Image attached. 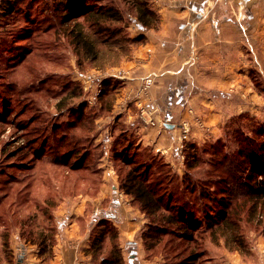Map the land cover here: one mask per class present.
I'll return each instance as SVG.
<instances>
[{"label": "rangeland", "instance_id": "1", "mask_svg": "<svg viewBox=\"0 0 264 264\" xmlns=\"http://www.w3.org/2000/svg\"><path fill=\"white\" fill-rule=\"evenodd\" d=\"M62 1L20 0L15 3L11 14H0V264H10L3 253V250L6 251L4 230L9 232L7 245L12 242L11 246L16 247L13 235L20 237L21 231L28 241L39 244L41 237L54 235L55 228L60 232L59 241L77 238L73 241L75 246L87 237V246L82 250L85 258L75 257L76 264H264V199L259 200L263 204H259L260 207L251 216L249 207L254 201H246L247 195L240 188L242 183L237 182L235 192L239 194H234L233 186L229 185L232 182L222 174L224 161L229 159L233 164L245 162L243 174H236V177H247L249 167H244L253 164L251 158L243 157L246 151H250L256 160L264 159V152L260 150L264 145V130H261L264 128V118L260 117L264 115L223 112L217 122L219 124L212 125L201 115L190 111L191 118L182 120L176 126V145L172 148L171 159L166 161L165 155L154 153L157 160L152 161L155 163L151 172L153 178L163 186L172 184L174 190L183 192L184 196L177 199L183 201L188 215L193 213V217L202 220L206 215L213 218L222 210L215 204L231 196L225 213V217L234 223L229 226L230 229L224 226L215 230L220 225L218 223V226L204 230L203 223L200 225L198 222L199 227L204 226V229L195 232L191 239L176 237L172 232L174 226H169L162 234L155 233V228L164 225L158 219L169 212L162 208L157 216H148L131 197L121 191L119 180L129 166L125 167L118 160L115 165L113 160H103L100 170L94 171V160L100 159L99 151L95 150L91 156L93 161L90 159L86 167L73 172L53 167L50 162L45 163L41 159L38 161V137L58 132L52 131L55 115L59 113L56 103L74 89H78L77 97L65 99L63 109L85 102L89 110L96 113L93 117H96L101 102L105 108L112 110L119 99L122 104L120 102L117 110L110 113L107 118L109 123L116 120L122 122L119 125L125 131L122 113L133 109L144 127L157 126L154 117L147 115L153 108L149 93L155 81L145 77L137 88H128L122 82L111 87L115 80L111 76L117 77L118 69L130 68L134 52L146 41V33L159 30L161 0H142L154 14V22L143 29L136 18L138 4H130L127 0H88V5H113L122 13V23L105 25L113 29L120 27L122 31L119 37L133 40L143 35V40L135 42L111 38L104 45L103 57L95 62L79 61L80 56L76 55L78 51L69 45L67 38L54 34L60 22L59 18L53 16L54 8L58 9L57 16L67 13ZM184 1L164 0L178 7L183 6ZM78 21H83V18ZM39 22L42 23L38 26ZM102 37L105 38L104 35ZM115 52L120 54L118 58H115ZM109 78L112 80L108 85L109 93L102 96V83ZM258 85V80L252 81L251 89L255 97L250 99V104L255 110L264 106L258 107L264 102V91L259 90ZM217 93L214 90L205 91L209 98ZM141 114L155 125L152 126L151 122L144 124L140 119ZM99 121L97 119L95 124L84 121L76 125L72 133L77 138L83 139L87 135L90 138L91 129H100ZM103 129L98 138L109 147L113 136L107 128ZM49 141L52 142L51 137ZM66 148L62 147L60 152ZM213 163L220 166L217 164L214 167ZM220 178L222 181H219ZM113 186L116 188L113 189ZM192 187L197 188L195 193L191 192ZM224 187L231 191L228 193L231 195L219 193ZM51 197L56 198L58 205L54 211L57 221L46 218L47 215L32 204L36 198L48 201ZM171 207L177 211L180 208L178 204ZM73 211L76 212L74 216L71 215ZM68 212L70 216H67ZM1 224L7 225L8 229ZM46 224L55 227L53 233L48 231L50 227ZM104 228L103 239L96 243ZM37 233L38 240L35 238ZM232 233L237 236L236 241H232ZM147 235L151 237L145 239ZM25 237L21 236L20 239L30 244ZM35 246L39 248V245ZM17 253H21L19 248ZM38 257V264H50L51 250L48 255ZM12 258L14 264L16 260L14 256Z\"/></svg>", "mask_w": 264, "mask_h": 264}, {"label": "crops", "instance_id": "2", "mask_svg": "<svg viewBox=\"0 0 264 264\" xmlns=\"http://www.w3.org/2000/svg\"><path fill=\"white\" fill-rule=\"evenodd\" d=\"M160 5L162 19L159 30L146 33L145 43L134 52L130 61L131 67L118 69L117 77L111 76L115 78L111 87L122 82L128 88H137L145 77L155 81L149 100L153 106L150 112L157 126L144 127L137 119L136 110L132 109L122 113L124 130L133 135L136 145L147 148L153 154L162 153L169 161L172 148L176 145V126L182 120L191 118L190 111L201 115L212 125L219 124L217 122L223 112L264 115V106L261 107L264 102L258 105L261 107L259 110L250 104V99L255 97L251 89L252 81L258 80L259 90L264 91V0H260L255 9L244 12L225 0H185L180 7L161 0ZM209 90L218 93L209 98L205 94ZM120 102L116 100L112 110L105 108L101 102L98 115L90 123L95 124L97 119L101 123L100 129H91L92 136L89 138L95 150L99 151L100 159L96 161L95 171L100 170L103 160L112 162L113 138L111 146L107 147L98 136L104 127L113 136L114 126L122 123L107 121ZM80 104L75 103L72 109ZM165 123L173 125V129L165 128ZM192 128L195 130V127ZM57 208L58 205L51 213V218L56 221ZM75 213L73 211L71 215ZM67 216H70L69 212ZM59 233L55 228L51 245L45 251L13 235L16 247L9 242L7 252L3 250L4 257L10 264H13V256L16 260L14 264H38V255L43 257L51 250L50 264H76L75 257L84 259L82 250L87 246V237L75 246L73 241L77 238L59 241ZM17 248L21 251L20 255Z\"/></svg>", "mask_w": 264, "mask_h": 264}, {"label": "trees", "instance_id": "3", "mask_svg": "<svg viewBox=\"0 0 264 264\" xmlns=\"http://www.w3.org/2000/svg\"><path fill=\"white\" fill-rule=\"evenodd\" d=\"M18 1L20 0H2L0 3L2 8V10H0V14H11L14 11L15 3ZM87 1L88 0H63L62 4H64L63 6L67 10V13L57 16V7L55 6L53 11V16L59 18L60 21L59 26L53 31L54 34L57 33L58 35L67 38L69 45L73 46V48L78 51L76 55L80 56L79 61L84 59L83 61L88 60L95 62L96 60L101 59L103 57L101 54L104 45L108 44V40L113 37H117L116 41L135 42L143 40V35H139L133 40L129 39L128 37H119L120 32L122 31L120 27H116L115 29L105 27V25H113L123 22L122 13L116 7L113 5L108 6L101 4L95 6V4L92 3L88 5ZM127 2L130 4H138L136 5L138 8L136 18L139 21V26L141 29L151 26L152 22H154V14L151 10L146 8L142 0H127ZM81 17L83 18V21H78L81 19ZM41 23L42 22H39L38 26L41 25ZM50 25L53 26L54 24ZM103 35L105 38L102 37ZM109 51H111V49ZM119 55V53L115 52V58H118ZM111 81L112 80L110 78L103 81L100 91L102 96L108 95V85ZM62 90L63 89H60L59 91ZM78 93V89H74L72 93H68L67 96L60 99L56 103V108L59 113L55 115L56 120L54 121L52 131L58 132H52L53 134L43 136V138H40L41 136L38 137V161L41 159L45 163L50 162L53 167L65 168L71 170L72 172L73 170L84 168V166L86 167V164L90 162L91 156H93L95 153V148L92 147L93 144L91 143L88 135L84 136L83 139L77 138L74 136L75 134L72 133V129L84 121H87L90 124L93 116L96 113H94L91 109L89 110L84 102H81L80 105L73 109L72 105H70V107L67 109H63L65 108V99H68V97H77ZM39 115L42 116L41 113H39ZM63 117H66V119ZM119 124L120 123H117L114 126L111 154L114 165L118 160L119 163L125 167L129 166V169H124L126 170L125 174L123 175V178L119 180L121 191L126 196L131 197L139 205L141 211H144L148 216H157L159 210L162 208H165L169 212L167 216H161L162 220L161 218L158 219L162 221L164 225L160 226L159 228H155V233L162 234L169 229V226H174L175 229H173L172 232L176 234V237L191 239L193 237L192 235L199 230L202 231L204 226V230H206L220 223V225H217L218 227L215 229L219 230L224 226L229 227L230 225L234 224L225 217V213L229 208V198L231 196L228 198L224 197L220 203L215 204V207H218L219 209L220 207L222 208V210L220 209L219 213L216 214L217 217L215 216L212 218L210 216L207 217L206 215V217L202 220L197 219V217H193V213H191L192 215H188L189 212L184 210L185 207L183 206V201L177 199V197L181 198L184 196L183 192L174 190L173 187H171L172 184L163 186L161 183H157V180L153 178L151 172L154 171L155 163L152 161L157 160V157L147 148H142L136 145V139L133 137V135L126 131H122ZM261 130H264V128H261ZM50 137L52 139L51 143L49 141ZM247 143L250 144V142ZM60 147L67 148L61 153ZM260 150L264 152V145H262ZM45 156H47V158H43ZM243 157H248V159L251 158V163L253 165L257 164L253 167V165H251L250 161L248 160L250 165H246L244 167L246 169L249 167V173L247 174V177L244 176L243 178L242 175L241 177H236V174H243L245 170L243 169V165L245 162L243 161V164L242 162L233 164L232 160L229 159L224 161L225 169L222 174L226 175V177L232 182V184L229 185L233 186L232 191L234 194L237 193L235 192L236 185H238L237 182L242 183L240 188L241 190L243 189L244 193L247 195L246 201H254L251 202V206L249 207V212H252L251 216H253V214H255V212L258 210L257 208L260 207L259 204L264 203H260L259 201L260 199H264V159H254V155L251 156L250 151H246V154L243 155ZM91 161H93V159H91ZM94 161L96 163V158ZM160 162L163 163L161 160ZM218 162L221 163V161ZM219 163H213V166L216 167V165H219ZM92 170L95 171V169ZM87 173L91 174V172ZM14 178L16 179V177ZM219 181H222L221 178ZM196 189V187H192L191 192L195 193ZM229 192L231 191L224 187L220 189L219 193H222L223 196L225 194L229 196L231 195V193L228 194ZM1 199L2 197H0V202ZM32 204L38 206L39 211H41L43 214H46V218L48 219L51 218L52 210H54L57 206L56 198L53 199V197H51L48 201H43L39 198H36L32 200ZM177 204L180 206L178 211L171 207V205ZM235 208L236 207H234V211ZM198 222H200V225L203 223L204 226L199 227ZM1 226H3L5 229H8V226L5 224H1ZM45 226L50 227V229H48L49 232H54V228L50 226V224H46ZM105 230V228L102 230V233L98 237L96 243L101 242ZM160 234H156V236ZM3 235L5 237L4 244L7 246L6 240L9 236V232L4 230ZM233 235H235V233L230 235L231 239L232 241H236L237 236ZM21 236L25 237L22 231L20 238ZM52 236L53 234H50L48 238L47 236L44 238L41 237L40 243H37L36 245H39V248L42 251H45L52 242V240H49V238H52ZM149 237L151 236H144L145 239ZM35 238L38 240V233ZM25 241H28V239L26 238ZM49 241L50 243L48 244ZM28 242L32 243L33 241Z\"/></svg>", "mask_w": 264, "mask_h": 264}, {"label": "water", "instance_id": "4", "mask_svg": "<svg viewBox=\"0 0 264 264\" xmlns=\"http://www.w3.org/2000/svg\"><path fill=\"white\" fill-rule=\"evenodd\" d=\"M231 2L238 11H249L255 9L259 5L260 0H225ZM167 129H173V125L164 124Z\"/></svg>", "mask_w": 264, "mask_h": 264}, {"label": "built area", "instance_id": "5", "mask_svg": "<svg viewBox=\"0 0 264 264\" xmlns=\"http://www.w3.org/2000/svg\"><path fill=\"white\" fill-rule=\"evenodd\" d=\"M144 94H145V93H144ZM147 115L150 116V115H152V113H151V112H147ZM140 119L142 120V122H143L144 124H147V123L151 122L150 124H151L152 126L155 125V124H153L152 121L148 120V118H146L145 115H143V114L140 115Z\"/></svg>", "mask_w": 264, "mask_h": 264}]
</instances>
